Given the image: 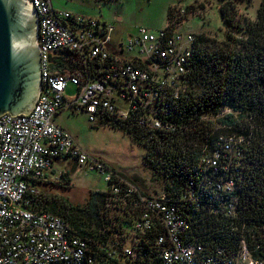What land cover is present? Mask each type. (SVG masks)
I'll use <instances>...</instances> for the list:
<instances>
[{
    "label": "built area",
    "instance_id": "obj_1",
    "mask_svg": "<svg viewBox=\"0 0 264 264\" xmlns=\"http://www.w3.org/2000/svg\"><path fill=\"white\" fill-rule=\"evenodd\" d=\"M27 2L36 14L40 87L27 114H0V264H111L112 258L119 259L116 264H257L243 240L233 258L220 248L206 253L199 243L183 242L186 219L162 189L143 192L127 176L84 152L53 119L58 110L71 108L82 110L90 122L105 113L119 118L131 115L146 127L173 130L159 114L167 98H175L185 87L193 33L169 23L156 31L138 27L120 39L112 23L53 10L49 0ZM176 12L177 17L184 15L183 9ZM67 53L77 67H61L69 63ZM68 83L75 86V93L67 97ZM219 139L218 149L200 157L204 170H226L233 159L241 158L237 146L241 135ZM60 159L63 165L74 162L75 171H96L106 182L104 210L129 221L125 230L114 234L119 249L109 242H91L73 232L60 216L31 207L38 185L60 176L49 172ZM234 187L231 178H218L213 194L220 198ZM227 199L224 209L232 215L235 198ZM158 226L163 232L154 234ZM142 243L150 252L143 251Z\"/></svg>",
    "mask_w": 264,
    "mask_h": 264
},
{
    "label": "trees",
    "instance_id": "obj_2",
    "mask_svg": "<svg viewBox=\"0 0 264 264\" xmlns=\"http://www.w3.org/2000/svg\"><path fill=\"white\" fill-rule=\"evenodd\" d=\"M219 12L227 26L238 27L226 5ZM166 17L168 23L174 17L172 7ZM242 33L225 32L218 42L204 32L193 33L185 87L175 98H167L159 114L173 130L146 127L131 115L119 118L105 113L98 119L143 147L142 162L151 171V179L161 180L167 201L177 204L186 219L183 242L199 243L206 253L220 248L233 258L243 240L257 264H264V0H259L255 20L247 22ZM66 61L62 68L77 67L71 53L66 54ZM228 134L242 136V143L237 144L241 158L233 159L226 170L200 167V157L218 149L219 137ZM110 169L129 177L122 170ZM218 178H231L235 185L220 198L213 194ZM69 179L65 172L59 181L51 182L66 188ZM107 195V190H93L85 203L73 204L58 194L39 193L30 198V204L60 216L73 232L91 242H109L119 249L114 234L125 230L129 221L104 210ZM230 196L235 198L234 213L226 215L224 202ZM161 232L158 226L154 234ZM142 245L143 251L150 252L147 244ZM118 261L110 259L111 264Z\"/></svg>",
    "mask_w": 264,
    "mask_h": 264
},
{
    "label": "rangeland",
    "instance_id": "obj_3",
    "mask_svg": "<svg viewBox=\"0 0 264 264\" xmlns=\"http://www.w3.org/2000/svg\"><path fill=\"white\" fill-rule=\"evenodd\" d=\"M68 7L81 11L93 17H99L112 23L121 32V38L133 33L138 27L156 31L167 27L169 23L177 30L198 33L204 32L215 41L224 39L225 32L235 36L243 35L247 22L256 18L259 0H62ZM230 12L234 30L227 26L219 12L220 6H225ZM172 7L175 17L176 10L183 9L184 16L180 21L171 18L167 22L166 11ZM75 11V10H74ZM119 17V18H116ZM181 17V15L179 16ZM129 54V53H128ZM75 86L68 83L64 94L72 96ZM75 138L78 146L87 154L101 159L104 163L122 170L140 189L147 193L161 191V180H152L151 171L143 164V147L132 142L120 130L100 124V119L90 122L82 110L64 108L56 120ZM58 176L61 166H55ZM69 185L54 186L52 182L38 185L39 193L58 194L73 204L86 202L89 192L103 190L106 182L96 171L78 169L68 176ZM56 180H60V176ZM38 193V194H39Z\"/></svg>",
    "mask_w": 264,
    "mask_h": 264
},
{
    "label": "water",
    "instance_id": "obj_4",
    "mask_svg": "<svg viewBox=\"0 0 264 264\" xmlns=\"http://www.w3.org/2000/svg\"><path fill=\"white\" fill-rule=\"evenodd\" d=\"M36 14L27 0H0V114H27L40 87Z\"/></svg>",
    "mask_w": 264,
    "mask_h": 264
},
{
    "label": "crops",
    "instance_id": "obj_5",
    "mask_svg": "<svg viewBox=\"0 0 264 264\" xmlns=\"http://www.w3.org/2000/svg\"><path fill=\"white\" fill-rule=\"evenodd\" d=\"M49 2H50V6H51V8L53 9V10H65V11H68V12H70L71 14H74V15H82V16H89V17H93V16H91V15H88V14H83L81 11H78V10H76V9H74L73 7L71 8V7H68V5H66L62 0H49ZM75 10V11H74ZM96 18H99V17H96ZM116 18H119V17H117L116 16ZM119 32H120V30H118ZM121 33V32H120ZM63 109H60V110H58L55 114H54V116H53V119H54V121H55V123L56 124H58L59 126H61L62 128H64L65 129V127H63L62 125H60L56 120H57V117L60 115V113H61V111H62ZM72 135V134H71ZM73 136V135H72ZM73 138H74V136H73ZM74 140H75V138H74ZM76 142V141H75ZM77 144V143H76ZM78 145V144H77ZM66 164L67 165H69V166H66ZM56 165H58V166H61V169L59 170V174L60 173H65V172H67L68 173V176H70L71 177V173H73V172H75V168H76V165L73 163V162H71L70 164H69V162H67V163H64V165H63V162H62V160L60 159V160H55L54 162H53V164H52V166H51V169L49 170V172H50V174H52V175H55L54 173V171H55V166ZM109 168L110 167H112V166H110V165H108V164H106Z\"/></svg>",
    "mask_w": 264,
    "mask_h": 264
},
{
    "label": "bare ground",
    "instance_id": "obj_6",
    "mask_svg": "<svg viewBox=\"0 0 264 264\" xmlns=\"http://www.w3.org/2000/svg\"><path fill=\"white\" fill-rule=\"evenodd\" d=\"M74 163V162H73Z\"/></svg>",
    "mask_w": 264,
    "mask_h": 264
}]
</instances>
